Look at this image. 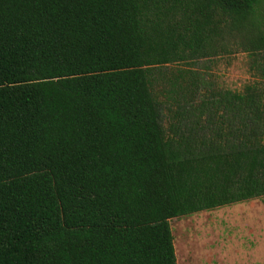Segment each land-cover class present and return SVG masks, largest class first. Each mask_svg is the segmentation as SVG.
Returning <instances> with one entry per match:
<instances>
[{"label":"trees","instance_id":"16d2710c","mask_svg":"<svg viewBox=\"0 0 264 264\" xmlns=\"http://www.w3.org/2000/svg\"><path fill=\"white\" fill-rule=\"evenodd\" d=\"M255 199L264 0H0V264H178L172 219Z\"/></svg>","mask_w":264,"mask_h":264},{"label":"rangeland","instance_id":"374dc122","mask_svg":"<svg viewBox=\"0 0 264 264\" xmlns=\"http://www.w3.org/2000/svg\"><path fill=\"white\" fill-rule=\"evenodd\" d=\"M208 72L223 88L251 83L247 55L214 58ZM178 264H264V200L255 199L170 221Z\"/></svg>","mask_w":264,"mask_h":264}]
</instances>
